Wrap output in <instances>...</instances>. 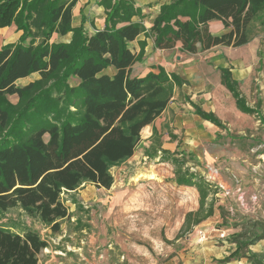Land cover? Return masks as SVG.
<instances>
[{
	"label": "trees",
	"instance_id": "obj_1",
	"mask_svg": "<svg viewBox=\"0 0 264 264\" xmlns=\"http://www.w3.org/2000/svg\"><path fill=\"white\" fill-rule=\"evenodd\" d=\"M75 3L0 0V28L15 24L22 31L17 43L0 47V213L20 208L48 225L53 234L60 232V221L71 216L61 194L84 182L109 189L110 168L133 156L141 130L165 110L175 88L184 83L163 68L143 77L131 75L142 51L133 52L129 43L144 27L131 21L137 11L130 1L101 0L104 27L92 34L83 25L72 26ZM212 20L221 21L223 33L209 30ZM257 26L264 27V0H170L160 7L149 35L158 49L178 46L181 52L195 54L215 46L245 45ZM53 34L70 38L50 42ZM32 73L39 79L16 84ZM70 77L76 79L75 85L68 83ZM221 84L241 111L256 113L262 120L261 112L246 104L228 69H221ZM7 95H16L17 102H7ZM194 109L202 119L223 128L212 112ZM149 141L145 155L173 164L174 182L194 187L199 195L198 208L185 214L179 238L213 214L207 198L218 189L163 149L161 134L154 128ZM254 225L262 232L256 236L259 240L264 222ZM236 244L229 258L252 242ZM48 246L36 230L25 227L14 232L0 225V264H37ZM248 258L263 264L256 254Z\"/></svg>",
	"mask_w": 264,
	"mask_h": 264
},
{
	"label": "rangeland",
	"instance_id": "obj_2",
	"mask_svg": "<svg viewBox=\"0 0 264 264\" xmlns=\"http://www.w3.org/2000/svg\"><path fill=\"white\" fill-rule=\"evenodd\" d=\"M259 37L264 40V34ZM177 62L180 60H174ZM263 67L264 61L257 71ZM37 79L39 76H31L18 86ZM72 79L68 83L75 85ZM255 85H251L249 102L253 106L261 92ZM184 89L176 90L179 95L171 104L175 110L168 109L157 126L163 121L162 136H176L174 142L170 138L171 146L167 144L172 148L165 149L174 153L183 168L212 178L218 190L207 198L213 203L210 217L176 238L185 214L198 208L199 195L194 187L174 182L173 164L145 155L150 131L143 130L133 156L110 168L113 184L109 189L84 182L74 191L61 194L71 216L60 221L59 233L53 234L48 225L20 208L0 213V225L14 232L31 228L48 241L37 264H196L197 254L189 246L192 235L197 236L198 243L221 244L227 237L256 243V236L262 232L254 222H264V120L255 113L228 119L226 111H220L223 129L213 124L189 128L194 124L189 116L193 108L188 107ZM189 97L198 100L194 95ZM5 98L10 104L18 100L16 95ZM220 101L224 103L222 95L206 102L214 109ZM260 111L264 119V106Z\"/></svg>",
	"mask_w": 264,
	"mask_h": 264
},
{
	"label": "crops",
	"instance_id": "obj_3",
	"mask_svg": "<svg viewBox=\"0 0 264 264\" xmlns=\"http://www.w3.org/2000/svg\"><path fill=\"white\" fill-rule=\"evenodd\" d=\"M100 1L101 0H76V3L72 8V26L76 27L83 25L84 30L88 34H92L95 31L102 29L104 27L106 10L100 4ZM128 1L133 4V7L137 11L131 18V21L140 23L144 27V31L137 36L135 40L129 43V47L133 52L138 53L142 51L141 60L132 66L131 75L143 77L149 72L156 73L159 68H163L166 73L177 74L184 80V83L180 87L175 88L173 97L165 110L151 125L145 126L141 131L149 130L150 132L148 131V136L150 137L152 129H156L158 133L161 134V139L163 137L162 148H172L167 144H172L175 139H171L173 142H170L169 137L162 136L160 124L163 121H160L159 126H157V120H160L161 116L166 113L168 109L171 108V110H175L171 105L174 104V102L172 103V100H174L175 95H179V92H176V90L181 87L182 89L185 88V97H188L189 99L186 102L191 107H188L193 108V113L189 112V116L194 124L192 126L189 125V128L204 127L205 124H212L197 115L194 107H198L204 112H212L219 120L220 115L222 114L218 113L220 111H226L228 119L240 118L246 114L251 115L241 111L237 107L235 99L232 97L231 93L221 84V69L229 70L232 79L238 83V88L242 96L245 98L246 104L256 111L261 110V107L264 106V67L260 71H257V69L261 67L264 61V40H261L259 37V35L264 34V27L257 26L254 37L247 44L239 47L215 46L209 50L195 54L181 53L178 46L173 49H158L155 47L154 40L149 35V31L160 7L163 4L168 3L170 0ZM208 26L213 34H221L224 32L223 25L219 20L210 21ZM21 33L22 31L17 30L15 24L0 28V47L5 44L17 43ZM69 38L70 34L62 39H59L56 34H53L50 42H68ZM172 55L174 56L172 59L173 63H171ZM178 59L180 62L174 63V60ZM259 72L262 73L260 77L256 76V73ZM34 75L39 76L37 73H32L28 77L18 79L16 84L18 85L21 81H25ZM72 80L75 81L76 79L73 78ZM25 84L27 83H22V85ZM191 84L194 89L189 88ZM253 84H256L255 86L261 91L259 93L260 97L257 102L255 101L256 103L254 106L251 105L253 102L249 103L251 100L250 95H252L253 91L251 85ZM190 95H194L198 100L195 101L189 97ZM217 95L223 96L224 103L222 104V101H220L219 103H216L217 105L214 109L208 108V103L206 101H209ZM226 108L228 109L226 110ZM262 120H264L263 116ZM223 124L224 123H222V125ZM184 126L185 125H183V127ZM237 240L239 239H231V237H227L225 240L220 241L221 244H216L218 241L198 243L197 236L192 235L189 237L190 243H188L189 246H191V252L197 254V256H195L196 259H194L196 264H253V261L248 258L249 254L252 253L260 256V262L264 264V236L257 240L256 243L250 244L247 249L244 248L240 251L238 256H232L229 258V256L236 251Z\"/></svg>",
	"mask_w": 264,
	"mask_h": 264
},
{
	"label": "built area",
	"instance_id": "obj_4",
	"mask_svg": "<svg viewBox=\"0 0 264 264\" xmlns=\"http://www.w3.org/2000/svg\"><path fill=\"white\" fill-rule=\"evenodd\" d=\"M209 178H210V177H209ZM205 179H206L207 181H209V182L212 181V180L210 181V179H212V178H210L209 180H208L207 178H205ZM211 183L213 184V182H211ZM240 204H241V205L243 204V197L240 198ZM222 237H223V233L220 234V238H222Z\"/></svg>",
	"mask_w": 264,
	"mask_h": 264
}]
</instances>
